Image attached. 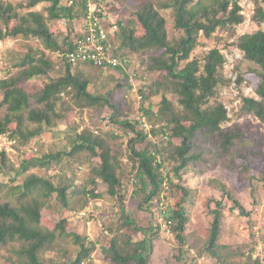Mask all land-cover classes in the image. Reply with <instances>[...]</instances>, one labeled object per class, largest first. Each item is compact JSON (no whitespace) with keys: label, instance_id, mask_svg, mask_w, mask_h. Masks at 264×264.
I'll return each mask as SVG.
<instances>
[{"label":"trees","instance_id":"trees-1","mask_svg":"<svg viewBox=\"0 0 264 264\" xmlns=\"http://www.w3.org/2000/svg\"><path fill=\"white\" fill-rule=\"evenodd\" d=\"M107 2V0H100ZM127 5V0H115ZM42 2L48 6L44 12L31 11L20 16L13 4L0 0V41L22 37L36 38L43 42L45 49L56 53H66L73 49V42H69L66 49L53 36L48 22L59 19L74 20L76 11L60 7L58 0H29L26 7L34 8ZM22 6V5H21ZM134 22L117 20L119 31L110 36V41L117 55L128 56L135 62V54H149L148 70L155 73L153 84L140 93L145 101L149 89L157 94L163 90L162 102L158 111L152 106L146 107L144 101L139 108L140 116H145L152 124V137L162 134L168 140L165 153L149 149L136 150L135 144L150 140L148 134L142 130L139 120L118 119L121 108L113 105L107 98L95 95L89 91V79L84 76L86 71L93 72L99 67L91 63L80 64L74 68L83 67V71L73 74L67 65L64 76L51 77L52 68L46 53L37 55L33 51L26 55L23 61L16 65L20 68L15 74L0 78V92L2 100L0 108L4 114L0 117V136L8 135L12 141L28 145L34 138L50 133L64 113L59 108L61 97L67 95L81 108L108 106L113 110L106 118L112 124H118L129 138L130 157L138 175L147 179L152 189L141 201L140 207L150 203L159 196L166 180L172 181L170 174L164 167L166 162L178 161L173 168L175 176L180 170L198 157L194 154L195 140L201 134L209 137L217 145L220 157L231 159L236 153L245 133L239 126L224 127L229 121L228 110L222 102L213 103L218 88L225 84L221 76L226 57L218 48L211 49L202 59L192 57L198 46L199 36L211 38L217 30H231L244 21L238 0H137L134 6H126ZM174 13L175 28L182 32L179 39L171 40L167 29V20L163 11ZM76 15V16H75ZM253 20L261 25L264 23V0H256V10ZM12 22H16L12 26ZM137 27L141 30L137 32ZM238 51L244 59L258 66L256 74L259 77L255 97H243L240 106L242 115H251L264 123V31L257 30L247 33L236 41ZM16 68V69H17ZM101 70V69H100ZM116 72V71H115ZM123 78L126 76L117 72ZM125 76V77H124ZM46 80L45 85L38 90H27L25 85L32 80ZM126 79V78H125ZM243 80L239 76L238 83ZM174 96V104L167 96ZM139 116V117H140ZM158 124L162 125L157 129ZM117 134H107L106 137L95 136L93 132L84 131L71 136V150L56 155L43 157L31 156L24 159L16 172L17 177L33 169L49 167L53 162L59 163L64 155L73 158L78 154L98 159L99 164L93 166L91 182L101 180L108 186V193L117 196L120 185L118 177V161L113 154L110 141L117 139ZM173 140H179L176 144ZM14 165L6 150L0 152V177L14 171ZM14 182L16 180H13ZM143 179L139 183L143 185ZM182 196L175 207L167 214L169 224L176 225V238L184 242L183 233L188 221L185 215V203L189 194L186 188L176 185ZM66 187H57L53 181L36 174H28L23 183L12 188L13 199L0 202V248L16 243L19 248L15 251L18 258L15 264H45L42 255L52 251L59 239H70L77 247L78 254L72 264H83L91 258L95 246L86 245L85 239L77 233L68 232L63 219L56 229L44 228L41 224L42 211L45 204L54 194L57 195L64 207H69L70 199ZM91 196L98 197L95 190ZM227 196L235 202L243 214L248 215L243 206L234 200L231 193ZM122 199V197H119ZM216 209L211 211L210 239L205 246L204 253L209 252L215 257V249L220 239L224 205L216 201ZM125 224L144 235L143 240L136 241L126 235L117 233L111 238L108 247H102L106 256L105 264H149V257L153 252V236L156 227H139L133 220L125 217ZM116 233V231H113Z\"/></svg>","mask_w":264,"mask_h":264},{"label":"rangeland","instance_id":"rangeland-1","mask_svg":"<svg viewBox=\"0 0 264 264\" xmlns=\"http://www.w3.org/2000/svg\"><path fill=\"white\" fill-rule=\"evenodd\" d=\"M13 4L16 12L24 16L28 12H44L48 6L42 2L34 8H27L29 0H3ZM137 0H127V5L134 6ZM241 6L240 14L244 21L231 30H217L211 38L202 34L198 39V46L192 57L202 59L211 49L218 48L225 56H232L236 61L233 64L225 63L221 69V76L226 81L218 88L215 101L222 102L228 110L229 121L224 127L239 126L245 133V139L233 158H221L217 145L209 137L201 134L195 140L194 154L198 157L175 176L173 168L179 165L178 161L166 162L165 174L169 173L172 181L166 180L159 196L150 203L140 207L141 201L151 191L152 187L147 179L138 175L133 167L130 157L129 138L118 124H112L108 118L113 110L108 106L94 108H81L67 95L61 97L59 108L64 113L50 133L34 138L28 145L12 141L8 135L0 136V152L6 150L13 162L15 170L9 175L0 177V202L13 199L12 188L23 183L28 174H36L50 179L57 187L68 189L70 199L69 207H64L56 194L47 201L42 211L41 224L44 228L54 230L56 226L66 219L65 227L68 232L82 236L86 245L95 246L91 258L83 264H105L106 256L102 247H108L111 238L119 233L131 237L134 242L143 240L144 235L125 224V217L130 218L139 227H156L153 236V252L149 257V264H264V254L254 258L257 247L264 241V123L251 115H242L240 106L243 97L258 99L256 88L259 77L256 74L258 66L244 59L239 53L236 41L247 33L257 30L264 31V23L258 25L253 16L256 10V0H238ZM103 3V2H102ZM22 5V6H21ZM126 5V6H127ZM115 0H107L105 12L110 21L124 20L134 22L127 7ZM74 20L59 19L49 21L48 25L54 38L61 48L66 49L69 42L77 38L82 18L76 12ZM167 20V29L171 40L179 39L182 32L175 28L174 13L171 10L163 11ZM16 22H12L14 26ZM137 32L141 30L137 27ZM31 51L37 55L42 52L50 60L52 68L51 77L64 76L67 65L57 58V53L45 49L39 39H24L22 37L7 38L0 41V78L15 74L26 55ZM135 65L139 72L136 79H146L148 86L156 79L155 73L148 70L149 54H135ZM17 68V69H16ZM81 68H71L73 74L83 71ZM85 78L89 79L88 89L95 95L107 98L111 104L118 105L121 113L118 119L135 121L140 116L139 108L143 98H139V90L133 91L130 82L115 71L94 70L86 71ZM239 76L243 80L238 83ZM236 78L235 83L232 80ZM46 80H32L26 83L27 90L42 88ZM234 84V85H233ZM158 87L149 89L148 98L144 101L146 107L152 106L158 111L162 102L164 91L155 94ZM168 98L177 104L174 96L167 94ZM0 92V102L2 100ZM0 108V117L4 114ZM162 125L158 124L157 129ZM90 131L95 136L106 137L107 134H117V139L110 141V146L118 161V177L120 185L118 195L108 193V186L101 180L96 185L91 182L93 166L99 160L78 154L73 158L64 155L59 163L53 162L49 167L33 169L32 171L16 175L21 162L31 156L43 157L56 155L71 150V136L77 133ZM180 144L179 140H173ZM168 140L162 134L135 144L136 150L149 149L165 153ZM143 179L141 185L139 180ZM13 180H16L15 182ZM180 185L187 189L189 197L185 203V215L188 219L183 233L184 242L176 238V225L169 224L166 217L170 210L178 203L182 193L176 188ZM95 190L98 197L91 196ZM231 193L234 200L239 202L248 215L243 214L235 202L227 194ZM119 197H122L120 199ZM216 201L224 205L223 220L221 224L220 239L217 243L215 257L209 252L204 253L205 246L210 239L213 215ZM116 231V233H113ZM19 248L16 243H10L0 248V264H15L18 260L15 251ZM78 254V247L70 239H59L55 248L41 257L45 264H72Z\"/></svg>","mask_w":264,"mask_h":264},{"label":"built area","instance_id":"built-area-1","mask_svg":"<svg viewBox=\"0 0 264 264\" xmlns=\"http://www.w3.org/2000/svg\"><path fill=\"white\" fill-rule=\"evenodd\" d=\"M60 7L74 9L80 12L82 24L78 31L77 38L73 42V49L66 53H57V58L65 61L70 67L74 68L80 64L91 63L104 71H116L123 73L129 81L133 91L137 92V87L147 90V80L136 79L139 77L138 68L128 56L117 55L110 41L111 35H116L119 31V25L116 21H110L105 12V4L100 0H58ZM240 53V52H239ZM228 64H233L236 60L231 56H225ZM2 57L0 56V62ZM233 81L236 78L232 79ZM235 83V81H234ZM234 85V84H233ZM236 86V83H235ZM139 98H143L139 92ZM140 126L148 137L152 138V124L145 116L138 118ZM264 254V241L260 242L256 249L254 258H260Z\"/></svg>","mask_w":264,"mask_h":264}]
</instances>
